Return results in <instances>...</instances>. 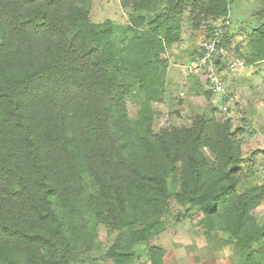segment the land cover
I'll return each mask as SVG.
<instances>
[{
	"label": "trees",
	"instance_id": "obj_1",
	"mask_svg": "<svg viewBox=\"0 0 264 264\" xmlns=\"http://www.w3.org/2000/svg\"><path fill=\"white\" fill-rule=\"evenodd\" d=\"M91 1L0 0V264H77L89 221L120 230L107 255L134 264L132 245L159 232L172 198L197 209L206 235L264 258V218L253 216L264 184L247 182L231 120L197 113L154 128L184 17L207 38L232 0H118L122 30L92 22ZM249 37L248 63L263 61L264 21ZM148 256L164 264L160 247Z\"/></svg>",
	"mask_w": 264,
	"mask_h": 264
},
{
	"label": "rangeland",
	"instance_id": "obj_2",
	"mask_svg": "<svg viewBox=\"0 0 264 264\" xmlns=\"http://www.w3.org/2000/svg\"><path fill=\"white\" fill-rule=\"evenodd\" d=\"M261 9V0H232L230 4L227 19L230 23L231 53L243 58L245 66L235 73L222 72L226 92L235 98V104L225 115L217 109L211 112V97L207 98L204 94L206 89L202 82L176 68L178 65L172 79L174 85L167 76L162 102L152 103L155 130L189 125L197 113L213 114L217 119L229 118L233 130L238 131L242 164L251 167L247 182L252 185L264 184V62L248 63L247 42L253 29L264 21ZM89 13L92 22L111 20L117 30H122L127 22V11L121 8L118 0H92ZM184 18L183 40L171 45L170 54L166 56L175 65L185 62V58L192 59L207 33L203 27L192 29L187 16ZM133 103L130 99L126 103L130 117L135 114ZM168 184L172 193L178 190L172 181L169 180ZM93 192L91 180L86 176L84 195ZM196 211V208L170 199L168 210L160 217L162 224L159 232L132 245L133 263L150 264L148 250L156 246L164 251V264H264L260 254L256 252L250 254L251 257L247 256V251L243 252L233 242H227L228 237L223 232L206 235L197 223L201 214ZM253 216L258 223L263 222L264 204L253 210ZM89 223V244L79 249L77 264H116L108 257L107 251L120 230H113L100 221ZM126 234L127 231L123 230V235Z\"/></svg>",
	"mask_w": 264,
	"mask_h": 264
},
{
	"label": "built area",
	"instance_id": "obj_3",
	"mask_svg": "<svg viewBox=\"0 0 264 264\" xmlns=\"http://www.w3.org/2000/svg\"><path fill=\"white\" fill-rule=\"evenodd\" d=\"M227 18L209 37L203 38L194 59L185 65L187 75L202 82L210 93L211 104L223 115L233 107L235 98L226 92L222 72L235 73L245 66V60L232 55L230 46L224 43L230 24Z\"/></svg>",
	"mask_w": 264,
	"mask_h": 264
},
{
	"label": "crops",
	"instance_id": "obj_4",
	"mask_svg": "<svg viewBox=\"0 0 264 264\" xmlns=\"http://www.w3.org/2000/svg\"><path fill=\"white\" fill-rule=\"evenodd\" d=\"M170 50L168 49L167 50V53H166V56L167 55H169L170 54V52H169ZM168 57V56H167ZM191 61V59H187V58H185V62H180V64H172V63H170L169 61H168V69H167V74H166V77L168 76H170V83L172 84V85H174V82H172V79H173V76H174V72L176 73V68H180L182 71H185V65L188 63V62H190ZM261 62H264V60L263 61H261ZM258 63V62H257ZM178 65V67H176ZM176 67V68H175ZM185 73H186V71H185ZM187 74V73H186ZM167 77V78H168ZM167 78H166V80H165V83L167 84ZM174 78H177V77H174ZM192 81V80H191ZM193 82V81H192ZM186 83H187V81H186ZM178 84V83H177Z\"/></svg>",
	"mask_w": 264,
	"mask_h": 264
}]
</instances>
